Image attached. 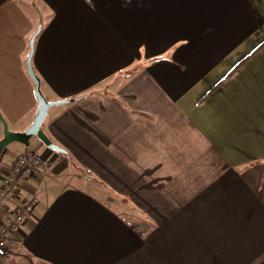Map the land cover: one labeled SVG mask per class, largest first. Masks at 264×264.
Returning a JSON list of instances; mask_svg holds the SVG:
<instances>
[{
	"label": "crops",
	"instance_id": "crops-1",
	"mask_svg": "<svg viewBox=\"0 0 264 264\" xmlns=\"http://www.w3.org/2000/svg\"><path fill=\"white\" fill-rule=\"evenodd\" d=\"M39 25L41 93L71 101L41 127L65 153L30 150L14 264H264V0H0L14 132Z\"/></svg>",
	"mask_w": 264,
	"mask_h": 264
},
{
	"label": "built area",
	"instance_id": "built-area-1",
	"mask_svg": "<svg viewBox=\"0 0 264 264\" xmlns=\"http://www.w3.org/2000/svg\"><path fill=\"white\" fill-rule=\"evenodd\" d=\"M43 169L40 157L27 151L17 156L0 182V264H14V236L39 204L34 195L24 197L22 187Z\"/></svg>",
	"mask_w": 264,
	"mask_h": 264
},
{
	"label": "water",
	"instance_id": "water-1",
	"mask_svg": "<svg viewBox=\"0 0 264 264\" xmlns=\"http://www.w3.org/2000/svg\"><path fill=\"white\" fill-rule=\"evenodd\" d=\"M39 29H40V25L37 27L36 32L30 37L28 41L29 54L25 60L27 74L31 78L34 84L33 92L37 102L36 113L33 117L31 124L25 130L19 132H14L9 130L7 122L0 114V124L2 126V137L0 139V157L4 149L11 143L20 144L26 149L29 148L30 140L33 137H36L39 140V142H41V144H43L46 148L56 153H62V154L65 153L63 149H61L59 146L51 142V140L48 138V136L44 133V131L41 128L44 120L46 119L48 110L51 107L69 103L71 100L47 101L41 93L40 81L35 75L30 61L33 52V41ZM3 179L4 176L2 175L0 170V182L3 181Z\"/></svg>",
	"mask_w": 264,
	"mask_h": 264
},
{
	"label": "rangeland",
	"instance_id": "rangeland-1",
	"mask_svg": "<svg viewBox=\"0 0 264 264\" xmlns=\"http://www.w3.org/2000/svg\"><path fill=\"white\" fill-rule=\"evenodd\" d=\"M12 129V128H11ZM18 131V130H17ZM0 133H1V135H2V129H1V125H0ZM2 137V136H1ZM39 140L36 138V137H33V138H31V140H30V146H29V148H22V150L21 149H19V148H21L20 146H22V145H20V144H17V143H11V144H9L5 149H4V151H3V153H2V155H1V157H0V170H1V173L3 174V172H2V170H4L6 167V165L5 164H7L8 163V165L11 163V162H13L16 158H17V156L19 155V154H21V151H23V150H25V151H28V152H32V151H30V150H33V144H34V142L36 143V142H38ZM41 150H43L44 152H52L50 149H48V148H46V147H42V149ZM24 151V152H25ZM34 153V152H33ZM40 154H42V152L40 151V153H39V155ZM38 156V155H37ZM41 156V155H40ZM42 157H45V156H42Z\"/></svg>",
	"mask_w": 264,
	"mask_h": 264
},
{
	"label": "trees",
	"instance_id": "trees-1",
	"mask_svg": "<svg viewBox=\"0 0 264 264\" xmlns=\"http://www.w3.org/2000/svg\"><path fill=\"white\" fill-rule=\"evenodd\" d=\"M84 97H86V96H81V97L77 98V100L82 99V98H84Z\"/></svg>",
	"mask_w": 264,
	"mask_h": 264
},
{
	"label": "flooded vegetation",
	"instance_id": "flooded-vegetation-1",
	"mask_svg": "<svg viewBox=\"0 0 264 264\" xmlns=\"http://www.w3.org/2000/svg\"><path fill=\"white\" fill-rule=\"evenodd\" d=\"M39 157V156H38ZM41 159V158H40Z\"/></svg>",
	"mask_w": 264,
	"mask_h": 264
}]
</instances>
